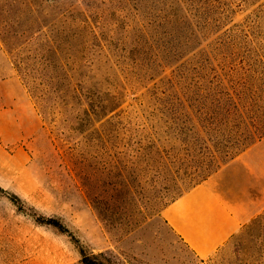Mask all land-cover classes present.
Wrapping results in <instances>:
<instances>
[{
	"label": "rangeland",
	"instance_id": "1",
	"mask_svg": "<svg viewBox=\"0 0 264 264\" xmlns=\"http://www.w3.org/2000/svg\"><path fill=\"white\" fill-rule=\"evenodd\" d=\"M211 2L186 54V0H0V264H264V138L207 178L250 215L224 248L197 257L164 217L205 181V88L264 78V0Z\"/></svg>",
	"mask_w": 264,
	"mask_h": 264
},
{
	"label": "trees",
	"instance_id": "2",
	"mask_svg": "<svg viewBox=\"0 0 264 264\" xmlns=\"http://www.w3.org/2000/svg\"><path fill=\"white\" fill-rule=\"evenodd\" d=\"M194 3V0H186V25L189 27L190 24L193 27L190 21L192 17L197 16L196 12L200 18L204 19L205 25L198 34L190 32L191 36L187 37L186 44L191 43V45H186V54L194 50L192 44L197 36L205 37V33L213 31V28L218 26V24H214L216 20H212L207 14V11L214 7L211 0H196V8ZM145 55L146 57L142 59L149 62L148 64L152 66L151 71H154L153 66L157 63V58L152 57L148 51L145 52ZM174 58L176 61L175 56L173 58L170 56L168 60ZM228 77L231 83L229 87L225 86V79L219 78L217 86L205 88L203 99L195 106L197 108L194 111L195 120L201 127L199 136L202 137L200 140L202 143L199 146V152H201L199 176L202 180H207L212 173L264 138V78L259 76V83V81L253 80L250 75L249 79L246 78L248 82H245L241 80V77H238L237 72ZM50 82L52 81L34 79L28 80L26 83L32 96L40 100L41 110H47L45 102H47L48 95L58 91L53 88ZM10 198L20 210L23 209L19 204L18 196L12 194ZM39 221L44 220L40 219ZM50 221L45 223L52 224L62 231H68L55 220ZM81 254L82 264H112L104 261L101 254L90 255L82 248Z\"/></svg>",
	"mask_w": 264,
	"mask_h": 264
},
{
	"label": "crops",
	"instance_id": "3",
	"mask_svg": "<svg viewBox=\"0 0 264 264\" xmlns=\"http://www.w3.org/2000/svg\"><path fill=\"white\" fill-rule=\"evenodd\" d=\"M224 175L196 185L164 210L167 223L199 258L224 248L250 220L242 201L224 187Z\"/></svg>",
	"mask_w": 264,
	"mask_h": 264
}]
</instances>
